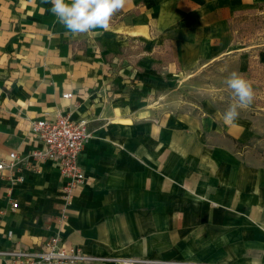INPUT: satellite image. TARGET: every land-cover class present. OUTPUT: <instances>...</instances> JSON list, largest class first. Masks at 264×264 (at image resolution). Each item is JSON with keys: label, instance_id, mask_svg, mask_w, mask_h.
Masks as SVG:
<instances>
[{"label": "crops", "instance_id": "obj_1", "mask_svg": "<svg viewBox=\"0 0 264 264\" xmlns=\"http://www.w3.org/2000/svg\"><path fill=\"white\" fill-rule=\"evenodd\" d=\"M263 3L127 0L108 31L72 36L45 0H0V159L43 149L30 124L47 113L93 133L65 218L55 161L0 177V251L58 234L134 264H264V135L248 117L226 124L211 100H157L172 77L231 53L245 63L230 20Z\"/></svg>", "mask_w": 264, "mask_h": 264}, {"label": "built area", "instance_id": "obj_2", "mask_svg": "<svg viewBox=\"0 0 264 264\" xmlns=\"http://www.w3.org/2000/svg\"><path fill=\"white\" fill-rule=\"evenodd\" d=\"M63 97L71 98L73 92H65ZM30 132L44 143V148L35 150L30 155H20L18 151L10 152L7 160L0 159V177L4 176L5 171H9V178L14 179L12 177L15 176L16 181H22L24 169H37L33 159L55 161L63 179L61 217L65 218L67 205L74 197L76 189L86 180L83 158L86 144L93 133L86 120H76L63 112H58L53 117L47 113L32 121ZM12 207L17 208L18 202H13ZM0 258L5 264H90L106 260H114L116 264L138 262L131 258L109 259L86 253L80 246L67 243L58 234L46 238L39 248L2 250Z\"/></svg>", "mask_w": 264, "mask_h": 264}, {"label": "rangeland", "instance_id": "obj_3", "mask_svg": "<svg viewBox=\"0 0 264 264\" xmlns=\"http://www.w3.org/2000/svg\"><path fill=\"white\" fill-rule=\"evenodd\" d=\"M236 17L234 27L237 32L233 40L240 45H248V49H251L244 57L245 63L237 53H231L196 70L172 77L174 79L168 87L159 89L163 97H157V100L167 103L169 108L173 104L194 108L202 101L211 100L224 113L235 102L225 81L232 72H238L252 82L255 90L253 103L248 108L239 110V117L250 118L253 129L259 135H264V8H247ZM171 58L172 51L168 47L164 61Z\"/></svg>", "mask_w": 264, "mask_h": 264}, {"label": "clouds", "instance_id": "obj_4", "mask_svg": "<svg viewBox=\"0 0 264 264\" xmlns=\"http://www.w3.org/2000/svg\"><path fill=\"white\" fill-rule=\"evenodd\" d=\"M52 5L50 11L67 30V34L79 36L95 30L108 31L111 18L122 10L127 0H45ZM95 34H102L96 32ZM231 90L234 103L223 113L226 124H232L239 117V110L248 108L254 101L252 82L243 74L232 72L225 81Z\"/></svg>", "mask_w": 264, "mask_h": 264}, {"label": "trees", "instance_id": "obj_5", "mask_svg": "<svg viewBox=\"0 0 264 264\" xmlns=\"http://www.w3.org/2000/svg\"><path fill=\"white\" fill-rule=\"evenodd\" d=\"M258 8H259V9H263V8H264V3H263V4H260ZM236 18H237V17H234V18H232V19L230 20V26H231V29L234 31V35H236V32H237V30H236L235 27H234V21H235ZM234 37H235V36H234ZM239 42H240V41H239Z\"/></svg>", "mask_w": 264, "mask_h": 264}]
</instances>
